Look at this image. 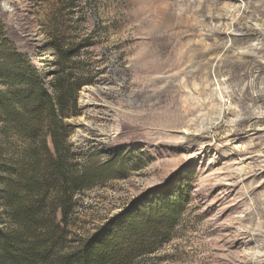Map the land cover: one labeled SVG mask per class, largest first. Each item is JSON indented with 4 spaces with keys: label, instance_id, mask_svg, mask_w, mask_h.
Here are the masks:
<instances>
[{
    "label": "rangeland",
    "instance_id": "rangeland-1",
    "mask_svg": "<svg viewBox=\"0 0 264 264\" xmlns=\"http://www.w3.org/2000/svg\"><path fill=\"white\" fill-rule=\"evenodd\" d=\"M1 20L38 75L51 36L79 50L93 84L70 141L125 161L78 196L72 235L179 187L181 223L147 264H264V0H0Z\"/></svg>",
    "mask_w": 264,
    "mask_h": 264
},
{
    "label": "trees",
    "instance_id": "trees-1",
    "mask_svg": "<svg viewBox=\"0 0 264 264\" xmlns=\"http://www.w3.org/2000/svg\"><path fill=\"white\" fill-rule=\"evenodd\" d=\"M64 45L45 41L51 70L38 75L0 21V264H147L173 238L188 195L159 186L72 235L78 196L123 175L125 161L73 148L65 120L80 116L79 92L93 77Z\"/></svg>",
    "mask_w": 264,
    "mask_h": 264
},
{
    "label": "bare ground",
    "instance_id": "bare-ground-1",
    "mask_svg": "<svg viewBox=\"0 0 264 264\" xmlns=\"http://www.w3.org/2000/svg\"><path fill=\"white\" fill-rule=\"evenodd\" d=\"M262 99V98H261Z\"/></svg>",
    "mask_w": 264,
    "mask_h": 264
}]
</instances>
